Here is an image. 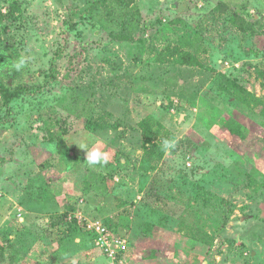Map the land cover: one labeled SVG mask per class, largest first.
<instances>
[{"label":"rangeland","instance_id":"rangeland-1","mask_svg":"<svg viewBox=\"0 0 264 264\" xmlns=\"http://www.w3.org/2000/svg\"><path fill=\"white\" fill-rule=\"evenodd\" d=\"M104 1L0 0V264H264V0Z\"/></svg>","mask_w":264,"mask_h":264},{"label":"trees","instance_id":"trees-1","mask_svg":"<svg viewBox=\"0 0 264 264\" xmlns=\"http://www.w3.org/2000/svg\"><path fill=\"white\" fill-rule=\"evenodd\" d=\"M108 0H105L104 3H106ZM220 9L223 12H232L233 14H237V12L234 9H231L228 5L225 3L220 4ZM113 39L118 42H133L138 39L137 36H127V35H112ZM3 43L0 40V53L3 49ZM28 88L25 86H19L15 89H11L7 86H5L1 81H0V93L5 101V104L9 106L14 100L18 99L23 93L27 92ZM3 164H5L7 161L6 160H1ZM5 162V163H4ZM10 249H13L12 246ZM6 262L3 258V256L0 255V263Z\"/></svg>","mask_w":264,"mask_h":264},{"label":"built area","instance_id":"built-area-1","mask_svg":"<svg viewBox=\"0 0 264 264\" xmlns=\"http://www.w3.org/2000/svg\"><path fill=\"white\" fill-rule=\"evenodd\" d=\"M94 229L98 233L99 236H104L106 239H100V242L103 243L104 252L109 258H117L118 255L127 252L128 245L127 241L122 239L121 237H114V234L109 231L102 223H96L94 225ZM117 244V249H115V245ZM113 247V248H111Z\"/></svg>","mask_w":264,"mask_h":264},{"label":"clouds","instance_id":"clouds-1","mask_svg":"<svg viewBox=\"0 0 264 264\" xmlns=\"http://www.w3.org/2000/svg\"><path fill=\"white\" fill-rule=\"evenodd\" d=\"M26 60L25 58H20L17 62L14 64V68L17 71H20L22 68L25 67ZM100 142L97 141L96 144H94L91 148H89L87 145L81 146L82 149H86V163L90 166H94L97 164H105L108 160V154L106 152L101 151V148L99 146ZM173 145L169 141H164L163 143V149L168 150Z\"/></svg>","mask_w":264,"mask_h":264},{"label":"crops","instance_id":"crops-1","mask_svg":"<svg viewBox=\"0 0 264 264\" xmlns=\"http://www.w3.org/2000/svg\"><path fill=\"white\" fill-rule=\"evenodd\" d=\"M22 216H23V214H21ZM20 220H23V218L22 219H20Z\"/></svg>","mask_w":264,"mask_h":264}]
</instances>
